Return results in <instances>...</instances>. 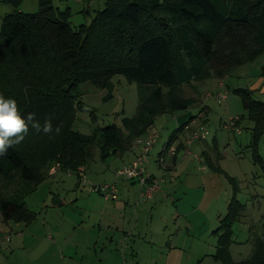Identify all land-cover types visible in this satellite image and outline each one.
<instances>
[{
  "label": "trees",
  "instance_id": "16d2710c",
  "mask_svg": "<svg viewBox=\"0 0 264 264\" xmlns=\"http://www.w3.org/2000/svg\"><path fill=\"white\" fill-rule=\"evenodd\" d=\"M0 1L13 7L2 21L0 59L25 42L24 64L34 68L32 75L36 72L45 77L37 100L19 92L12 93V99L25 118L34 113L43 125L51 117L53 129H61L58 135L50 134V139L49 134L29 125L23 142L0 157L1 183L19 181L11 198L0 192V220L4 223L27 224L35 218L24 198L53 165L74 172L79 184L86 185L89 147L97 146L102 161L121 155L134 139L148 132L156 117L189 107L195 99L185 95L184 86L211 75L224 77L264 54V0H105L91 22L79 27L69 22V9L58 11L52 0H37L38 12L33 15L18 11L22 0ZM260 74L264 75V67ZM117 75L138 87L134 115L125 117L122 127L93 125L90 135L74 130L76 110L82 102L80 85L89 82L97 89L109 88ZM231 91L239 94L246 113L238 117L237 124L242 119L253 123L249 147L254 162L261 164L258 144L264 135V99L255 97L250 88ZM187 123L171 133L160 154L174 144ZM211 144L215 147L214 139ZM175 145L172 158L181 151V143ZM216 170L221 173L218 167ZM229 181L236 187L235 181ZM237 209L240 204L233 198L231 217L222 224L217 257L224 264H264V234L253 241L246 259L235 262L229 255L230 220Z\"/></svg>",
  "mask_w": 264,
  "mask_h": 264
},
{
  "label": "rangeland",
  "instance_id": "374dc122",
  "mask_svg": "<svg viewBox=\"0 0 264 264\" xmlns=\"http://www.w3.org/2000/svg\"><path fill=\"white\" fill-rule=\"evenodd\" d=\"M104 2L105 0H52V5L60 12L69 9V22L73 27H79L88 25L96 11L104 7ZM218 5L221 6L219 3ZM8 8L13 7L0 1V29L3 18L10 13ZM17 8L22 14L33 15L38 12V2L37 0H22ZM23 44L25 42H21L7 56L0 59V94H6L12 98V93L19 92L35 97L37 100V94L42 91L39 85L45 82V77L38 76L36 72L32 75L34 68L29 64H24L22 58L25 46ZM219 63L217 61V66ZM262 67H264V54L252 63L242 64L234 68L224 77L218 78L211 75L209 78H200L203 80L192 81L190 85L183 87L185 95L195 99L190 102L187 110L178 111L173 114L174 116L162 114L155 118L152 126L159 132L152 152L157 154L163 149L167 139L177 126L190 117L191 119L194 118L199 111H203L205 120L203 119L202 122L208 131L205 141L211 144L213 138L215 139L219 150L224 153V158L221 159L220 163L226 166L231 163L229 161L232 159L239 158L242 170L238 174L240 176L238 178V186H240L238 197L247 204L249 216L253 218L254 222L264 215V176H262L260 167L252 164L251 151L245 147L250 140L249 126L251 124L250 121H240L241 134H236L230 129H224L223 125L228 123L230 118L245 113L239 94L232 92L231 88H249L261 73ZM37 71L41 75V69H37ZM23 76L26 77L25 80L18 78ZM28 78L30 80L27 82ZM218 81L223 82L224 86L219 87ZM79 89H82L80 91L82 95L79 98L82 102L81 109L77 108L73 121V128L76 131L90 135L93 125L102 127L114 124L117 127H122L123 119L125 117L130 118L135 113L138 102V87L134 82H128L121 75L112 78L109 88L97 89L86 82L81 84ZM224 90L228 91L227 98L224 100L217 99L216 94ZM255 97L264 98V95L255 92ZM261 138L264 139V135ZM262 142L264 140L260 142L258 152L264 158V144ZM97 149L96 145L88 148L90 159L84 172L87 186L83 187L77 184L75 174L70 177L64 170H59L58 175L54 177L46 176L36 190L24 198L26 206L36 213L31 222L27 224L4 223L0 220V264H62V261L58 259V254L59 251L64 250L65 243L69 241L75 245L90 235L86 228L93 224L95 218L93 215L84 218V212L87 209L89 211L87 213L92 214L94 204H88L90 200L87 195L102 199L101 195L99 196L98 193L92 191L94 185L123 180V177H117L115 175L116 170H113L119 162L118 157L111 156L103 162L98 158ZM190 152L194 151L190 150ZM237 152L239 153L236 154ZM145 168H149L147 162ZM195 170L199 174L202 173L197 168ZM220 179H224V177L220 176ZM166 180L169 179L166 178ZM173 180H176V177ZM242 180L243 182H241ZM167 183L169 184V181ZM18 186L19 181L14 183L3 182L0 192L11 198ZM227 189H229L228 185ZM202 190L203 188L197 194H202ZM223 197L224 194L222 193L217 199L216 208L213 207V214L216 216L218 212L223 213L225 211L222 202ZM201 198L202 195L193 199ZM168 201L170 203V200ZM204 201L207 202V200ZM176 204L178 205V203ZM183 224L181 220V230H185ZM216 225L213 228H216ZM254 225L256 226V224ZM233 230L237 241H243L249 236L248 226L240 222L233 225ZM6 237L9 239L5 240ZM203 240L208 243L213 241V238L210 236L204 238L203 236ZM239 247L240 255L236 252L239 248H234L236 249L233 251L234 258L246 257L250 252V247L242 245ZM194 249L193 246L191 250ZM67 250L70 251V248ZM67 254L65 253V255Z\"/></svg>",
  "mask_w": 264,
  "mask_h": 264
},
{
  "label": "crops",
  "instance_id": "0c3cea01",
  "mask_svg": "<svg viewBox=\"0 0 264 264\" xmlns=\"http://www.w3.org/2000/svg\"><path fill=\"white\" fill-rule=\"evenodd\" d=\"M8 10L11 12L12 8H8ZM219 83L218 81V85ZM249 88L264 95V75L259 74ZM81 90L79 89V91ZM202 108L205 109L204 106ZM170 115L174 116L173 114ZM203 119L204 117L201 120L203 121ZM188 120L181 123L184 124L188 121L179 138L173 142L174 145L180 143L182 145L176 158L166 157V164L162 167L157 163L161 151L156 154L155 152L152 153L154 147L150 150V158L147 162L149 168L146 169L154 177L160 179L159 188L154 192L151 199L141 201L139 193L143 187L137 182L125 178L113 182L117 187L118 194L115 200H105L103 197L100 199L93 195H87L90 200L88 204H94L92 214H88L87 209L84 212V218H88L90 215L95 218L93 224L86 228L91 236L88 235L86 239H81L75 245L69 241L66 242L64 250L59 251L58 254V259L62 261V264H224L217 257L216 252L219 236L223 232L222 224L226 218L231 217L228 214L232 213L231 202L233 198L240 204V209L234 212L235 214L230 220L229 229L232 232L228 252L235 262L244 260L251 254L253 241L264 234V215L254 222L253 218L249 216L247 204L238 197L240 193V186H238L240 176L238 174L242 170L239 158L232 159L229 161L231 163L226 166L221 164L220 161L224 158V153L219 150L216 142L215 147H213L207 141L192 142L188 149L190 147L189 150L194 152L184 155L183 151L187 147L185 141L189 128L187 126L194 129L199 126V121H201L192 124L189 123L191 117ZM244 120L248 121V119H242L241 122ZM177 123H179L178 120ZM249 123L251 124L249 126L251 134L253 123ZM239 124L237 125L240 128ZM236 134H241V130ZM250 140L245 145L248 150H250ZM262 140L264 139L261 138L259 144ZM132 145L121 155H115L119 162L113 169L114 171L134 159L137 150L133 149ZM193 153L200 154V159L197 160L194 157L193 159ZM254 161L251 156L252 164L259 166L262 170V176H264V158L261 159V164ZM195 165L197 170L202 172L201 174L197 173ZM216 167L220 169L221 173L216 170ZM59 170H64L70 177L75 174L55 164L48 170L47 177L58 175ZM220 176L224 179H220ZM174 177L176 180H173ZM229 178L235 181L236 187L232 185ZM76 180L79 184L77 175ZM15 181L17 180L12 183ZM227 185L229 189H227ZM85 186L87 183L83 187ZM201 187L203 188L202 194H200L202 198L193 199L200 196L197 193L201 191ZM222 193L224 194L222 202L225 211L223 213L218 212L216 216L213 214V207L216 208L215 204ZM181 220L185 230L180 229ZM236 222L248 226L249 236L243 241L235 239L233 225ZM214 225L216 228H213ZM18 235L20 236V234ZM203 236L204 238L210 236L213 241L205 243L204 240L202 241ZM241 245L250 247L249 254L246 257L243 256L244 258H234L233 251L236 250L234 248H239L236 252L240 255L239 246ZM193 246L195 249L191 250ZM68 248L70 251L67 250ZM65 253L68 254L65 255Z\"/></svg>",
  "mask_w": 264,
  "mask_h": 264
},
{
  "label": "built area",
  "instance_id": "2783aa9c",
  "mask_svg": "<svg viewBox=\"0 0 264 264\" xmlns=\"http://www.w3.org/2000/svg\"><path fill=\"white\" fill-rule=\"evenodd\" d=\"M219 86H222V83H219ZM228 96V91L224 90L216 94V98L219 100H224ZM204 117L203 111H199L198 114L190 120L189 123H196ZM238 117H232L229 119V122L224 124V129H230L233 132H240V129L237 125ZM189 127V128H188ZM188 128V136L185 141L186 148L183 151L184 155L191 154L188 146L195 141H201L206 139L208 131L206 130L204 124L199 121V126L192 129L190 126ZM159 137V132L155 127H151L148 132L141 137H137L133 142V149L137 150L134 156V159L121 167H118L115 171L117 177H123L128 180H133L140 184L143 188L139 193V199L141 201L149 200L153 197L154 192L159 188V181L156 177L152 176L151 173L145 168V163L148 162L150 158V150L156 143L157 138ZM176 153V145H169L162 154L159 155L157 163L162 167L166 164V157H172ZM195 159L199 160L200 157L198 154L193 153ZM83 180L82 183H84ZM92 191L103 196L105 200H115L118 197L117 187L115 183L109 184H98L92 187ZM7 240L9 237H6Z\"/></svg>",
  "mask_w": 264,
  "mask_h": 264
},
{
  "label": "clouds",
  "instance_id": "9594fccd",
  "mask_svg": "<svg viewBox=\"0 0 264 264\" xmlns=\"http://www.w3.org/2000/svg\"><path fill=\"white\" fill-rule=\"evenodd\" d=\"M29 125L36 132L49 134L50 139L53 138L50 134L55 132L58 135L61 131L58 126L53 129L51 117L43 125L36 120L34 113H28L25 118L15 99H6L0 94V157L6 156L9 148L23 142L29 132Z\"/></svg>",
  "mask_w": 264,
  "mask_h": 264
}]
</instances>
